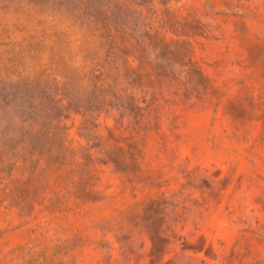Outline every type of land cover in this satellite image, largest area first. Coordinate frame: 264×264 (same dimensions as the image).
I'll return each mask as SVG.
<instances>
[{
    "label": "rangeland",
    "instance_id": "rangeland-1",
    "mask_svg": "<svg viewBox=\"0 0 264 264\" xmlns=\"http://www.w3.org/2000/svg\"><path fill=\"white\" fill-rule=\"evenodd\" d=\"M0 264H264V0H0Z\"/></svg>",
    "mask_w": 264,
    "mask_h": 264
}]
</instances>
